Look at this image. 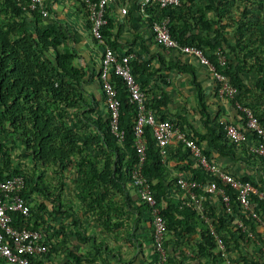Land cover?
I'll use <instances>...</instances> for the list:
<instances>
[{"label":"trees","instance_id":"trees-1","mask_svg":"<svg viewBox=\"0 0 264 264\" xmlns=\"http://www.w3.org/2000/svg\"><path fill=\"white\" fill-rule=\"evenodd\" d=\"M67 1L77 5L86 17L81 2ZM204 1L205 3L201 5L200 0L195 2L180 0L181 4L177 8L155 7L154 17L149 11L141 17L144 18L148 29L153 19L167 17L170 36L179 44L199 48L236 89L234 100L248 107L264 128V16L253 19L252 6L255 0H238L237 5H240V10L236 13L238 15L236 18L231 15V10L236 5L234 0ZM46 10L49 15L50 10L47 8ZM48 15L42 17L37 12L28 10L26 0H0V138L19 143L33 170L31 176H22L15 168L16 165L13 164L6 145L0 140V180L13 175L23 177L24 188L19 194L29 207V213L24 218L13 215L12 219L17 228L34 229L42 233L48 249L45 255L49 253V230L52 229L56 234L65 237L64 228H57L53 224L56 220L62 224L60 219L68 215L72 218L71 227L78 225L80 218L87 220L97 216L102 222L108 213L110 200L107 198V193L118 194L126 202H130L127 194L130 188L129 171L136 160L132 145L135 110L127 101L122 82L111 76L112 86L119 102V129L124 131V139L122 143H118L108 130L109 115L99 86L98 71L87 74L73 66L72 62L77 55L69 52L68 49H62L67 39L66 34L57 23L48 20ZM104 19L106 25L101 29V35L105 45L112 51L113 45L109 41L112 22L107 17V9ZM191 30H199L201 35L192 36ZM186 31L190 32L188 37H184ZM152 44L163 50L154 42ZM217 51L225 57L223 67L216 65ZM158 57L162 60L161 56ZM167 65L189 73L196 98V109L205 132L198 134L192 129L188 132L182 128L180 122L165 116L156 119L168 121L185 130L198 146L205 142L206 148L201 149L200 146L199 148L207 159L209 149L217 154L227 155L232 146H239L226 141L222 126L210 120L203 90L196 82L193 69L180 64L179 61L168 62ZM129 66L135 81H138L137 74L148 68L145 63L138 64L136 61H129ZM93 80L97 84L96 91L89 89ZM227 102L234 109L233 103ZM146 106L152 112L155 109L153 100L146 102ZM234 111L238 121L235 125L239 126L241 115L236 109ZM143 136L145 157L141 174L146 179L157 204L162 205L161 215L165 222L163 235L165 253L166 234L174 238L178 225L183 226L181 231L185 230L186 233L191 230L187 220L179 221L175 219V215L183 214L186 218L188 214H192L200 224V241L196 245L195 256H206L212 264H222V259L214 241L208 235L205 224L193 211L183 207L181 201L166 198V189L174 194L181 192L174 185L175 180L173 185L164 180L165 168L161 163L162 157L158 154L148 127L144 128ZM192 163L198 171L192 172L189 178L200 183L215 180L194 161ZM17 166H21L20 163H17ZM48 169L63 180L69 177L75 183L74 198L79 199L78 202L81 204H75L70 199H67L65 206L57 204L64 190L63 184L58 185L56 195L51 198L48 186L42 181L43 174ZM240 179L255 185L250 180ZM217 185H220L218 181ZM263 185L264 183L261 186ZM224 189L226 193H230L227 188ZM33 193L38 194L39 200L47 197L51 199L49 216L53 223L41 220L39 224L38 220L41 219V212H44L45 206L40 202L32 206L30 196ZM207 198L208 196L205 197L204 203L206 215L214 219L218 233H225L221 239L227 252L234 250L244 264L246 258L239 244L249 239L237 229L234 220H241L250 233L255 225L254 221L242 212L233 197L230 201L232 214L223 212L220 204L218 205L221 210L219 209V213L216 214ZM250 201L251 208L256 214L264 213V201L255 198H251ZM83 202H86L85 206ZM75 209L82 211L83 215L80 218ZM74 237L79 238V235ZM84 239L94 244V231L92 230L90 236ZM231 242L233 247L230 249ZM150 245L152 248L151 230ZM67 254L77 259L70 249ZM165 264L173 263L167 257ZM250 264L263 263L252 261Z\"/></svg>","mask_w":264,"mask_h":264},{"label":"crops","instance_id":"crops-1","mask_svg":"<svg viewBox=\"0 0 264 264\" xmlns=\"http://www.w3.org/2000/svg\"><path fill=\"white\" fill-rule=\"evenodd\" d=\"M43 1L44 6L50 10L48 20L57 23L66 34L67 39L62 49H68L69 52H74L77 55L72 62L73 66L82 69L87 74L89 72L96 73L101 48L96 47L90 40L88 23L82 10L67 0ZM124 3H127L126 16L119 15L118 7L115 5H109L106 8L107 17L112 22L109 41L113 45L112 51L116 56L128 54L131 56L130 61H136L138 64L143 62L148 66L146 71L137 74V83L145 95V101L153 100L154 117L165 116L178 121L182 124V128L188 132H191V129L198 134L205 132L196 109V98L189 73L167 67L168 62L179 61L180 64L193 69L196 82L202 87L210 120L221 126L225 123H237L236 112L229 102L217 96L205 70L191 57L180 55L174 51L159 50L155 47L152 44L151 32L146 26L144 18L135 12L134 0H126ZM204 3V0H200L201 5ZM191 32L192 36L201 35L199 30H191ZM189 35L190 32L186 31L184 37ZM157 54L161 56L162 60L158 59ZM89 89L96 91L97 84L94 80L89 85ZM250 145H252V141L248 138L244 144L232 146L227 155L217 154L214 150L209 149L208 159L223 172L237 178L250 180L260 187L264 183V158H258L250 153L248 150ZM199 146L201 149H205L206 143L202 142ZM187 154L175 142H170L165 147V155L162 157L161 163L165 168L163 178L166 183L173 185V181L178 176L189 178L192 176V172L198 171ZM127 194L130 202H126L118 194L107 193V198L110 201L107 217L104 216L105 220L102 221L104 224L97 219V216L87 221H85L86 218H82V221L80 220V223L73 227L70 226L72 218L68 215L60 219L62 224H59L58 220L54 223L51 220V223L57 228H64L65 237L63 238L59 233L56 234L52 229L49 230V253L37 264H155V255L150 245L148 210L137 201L132 188L128 189ZM165 194L167 199L181 201L182 205L184 196L181 193L174 194L166 189ZM207 200L218 214L221 210L218 201L212 197H208ZM159 206L162 208L161 204ZM77 214L83 215L80 209ZM257 216L261 223L254 222L255 225L251 231L252 238L239 244L242 254H245L244 264H250L252 261L264 264V213L260 212ZM175 219L184 222L187 220L191 225V230L186 233L185 230L181 231L183 226L178 225L179 228L176 230L174 238L169 234L164 236L168 259L173 264H212L206 256H195L196 245L200 241V224L195 216L188 214L185 218L183 214H177ZM209 220L214 221L212 218ZM53 227L55 228V226ZM92 230L94 231V244L84 239L86 236H90ZM222 233H218L220 237L225 234ZM74 235H79V238H75ZM231 247H233L232 242L229 244L230 249ZM69 249L75 253L77 259L67 254ZM224 250L229 262L243 264L234 250L231 249L230 252H227L225 246ZM221 259L222 264H226L223 258ZM0 264L6 263L0 259Z\"/></svg>","mask_w":264,"mask_h":264},{"label":"built area","instance_id":"built-area-1","mask_svg":"<svg viewBox=\"0 0 264 264\" xmlns=\"http://www.w3.org/2000/svg\"><path fill=\"white\" fill-rule=\"evenodd\" d=\"M78 1L84 7L89 38L96 47L101 48L98 81L109 115L108 130L118 143H122L124 131L119 129V102L116 91L112 86L111 76L122 82L127 101L135 110L132 126V145L136 160L129 171V186L136 195L137 201L148 210L155 264H165L167 258L163 248L165 222L161 215V208L155 201L146 179L141 174L145 157V138L143 136L145 127L150 130L154 144L158 149V154L161 157L165 155V147L170 142H175L188 153L189 158L197 166L215 178V180H207L204 183H200L191 178L178 176L175 178L174 185L184 196L182 205L193 211L201 222L205 224L208 235L214 241L220 257L223 258L226 264H232L226 259L223 241L215 229L214 221L209 220L206 216L205 197L215 198L223 212L228 214H232L230 201L231 197H233L234 202L237 203L250 220L261 223L257 214L251 208L250 200L255 198L258 201H264V185L258 187L249 181H243L223 172L203 155L199 146L187 135L185 130L168 121L157 120L153 112L147 108L145 95L130 71L129 61L131 56L128 54L116 56L105 45L101 35V29L106 25L104 19L106 8L109 5H115L118 7L119 15L126 16L127 3H124L126 0ZM26 2L28 10L35 11L42 17L48 15L43 0H26ZM180 4V0H134V9L139 15H145L147 10H150L149 14L153 15L155 7L157 9L177 8ZM149 30L152 34L153 42L162 47L163 50L174 51L180 55L193 58L205 70L217 96L226 101H231L234 109L240 113L241 123L239 126L229 123L222 124L224 139L230 144L240 145L244 144L249 138L252 141V145L248 147L250 153L264 158V128L259 124L257 118L248 107L234 100L237 93L236 89L217 70L215 64L210 62L199 48L182 45L175 41L170 36L169 19L167 17L153 19ZM215 56L216 65L223 67L225 65V57L219 51L215 53ZM217 181L222 186H218ZM23 188L24 179L20 175H13L0 180V259L6 264H34L33 261H42L48 250L40 231L29 228L20 229L14 225L13 215L24 218L29 213V207L19 194ZM224 188H227L230 193H226ZM234 224L248 239L252 238L251 233L241 220L235 219Z\"/></svg>","mask_w":264,"mask_h":264},{"label":"rangeland","instance_id":"rangeland-1","mask_svg":"<svg viewBox=\"0 0 264 264\" xmlns=\"http://www.w3.org/2000/svg\"><path fill=\"white\" fill-rule=\"evenodd\" d=\"M234 1H235L236 5L233 6V9L231 10V15L234 18H236L238 16L236 13L238 12V10H240V5L239 4L237 5V3H239L238 0H234ZM236 6H238V7H236ZM235 8H236V10H235ZM252 10H253V15H254V16H252L253 19L256 17L264 16V0H255V3L252 6ZM83 11H84V8H83ZM0 140L2 142H4V144L6 145V148L8 150V154H9L13 164L16 165L15 168L17 169V171L20 174H22V176H25V177L31 176L33 174L32 166L29 162L28 157L26 156L22 147L20 146V144L17 143L16 141H10L7 139L4 140L3 138H0ZM17 163H20L21 166L18 167ZM34 177H35V175H34ZM67 178L68 179L63 180V178L54 174L53 171L50 169L46 170V172L43 174V178H42V181L44 182V184L48 186V192L51 194V198L56 195L58 185L59 184L64 185V190H63V193L61 194V198L59 200V203L57 202V204H61L62 206L67 205V203H66L67 199H70L75 204L79 203L78 202L79 199L76 200L74 198L75 183L72 182L69 177H67ZM37 197H39L38 194L33 193L30 196V198H31L30 202H31L32 206L37 205L35 203H39V202L45 206L44 212L43 213L41 212V219L38 220L39 224L41 223V220L42 221L44 220V222H46V223L51 222L52 219H50V216H49V209L51 208V204H52L51 199L49 197H47L46 199H40L39 200ZM79 204H81V203H79ZM82 204L85 206L86 202H83ZM88 206H89V204H88ZM76 211H78V209ZM80 217L81 216L79 215V218ZM80 220L82 221V218H80Z\"/></svg>","mask_w":264,"mask_h":264},{"label":"clouds","instance_id":"clouds-1","mask_svg":"<svg viewBox=\"0 0 264 264\" xmlns=\"http://www.w3.org/2000/svg\"><path fill=\"white\" fill-rule=\"evenodd\" d=\"M103 96V95H102Z\"/></svg>","mask_w":264,"mask_h":264}]
</instances>
